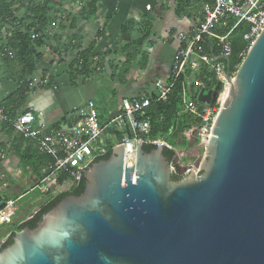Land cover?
I'll return each mask as SVG.
<instances>
[{
  "label": "water",
  "instance_id": "water-1",
  "mask_svg": "<svg viewBox=\"0 0 264 264\" xmlns=\"http://www.w3.org/2000/svg\"><path fill=\"white\" fill-rule=\"evenodd\" d=\"M221 58L230 87L200 174L175 182L165 143L146 153L138 141L133 164V145H115L87 170L81 196L15 232L0 264H264V30L235 75Z\"/></svg>",
  "mask_w": 264,
  "mask_h": 264
},
{
  "label": "crops",
  "instance_id": "crops-1",
  "mask_svg": "<svg viewBox=\"0 0 264 264\" xmlns=\"http://www.w3.org/2000/svg\"><path fill=\"white\" fill-rule=\"evenodd\" d=\"M89 1L92 0H54V10L50 12V23L46 26L48 44L40 50L41 58L36 60L31 77L37 81L36 86L25 106L16 113L17 119L18 114L32 110L36 117L34 129L40 134L48 135L58 129L70 128L80 120V109L90 101L95 103L99 121L106 123L122 112L126 102L153 95L157 97L161 85L171 77L176 55L185 46L178 39L179 34L193 36L203 21L204 6L214 0H93L95 7L85 8ZM25 13V9H19L17 16ZM75 17L77 21H73ZM205 45L211 51L214 48L221 52L219 43L209 38H204L197 45L185 74L189 86L202 69H212V63L222 57L207 55ZM91 47H94L95 72L72 75L69 65ZM19 70L17 64L6 67L0 57V106L17 90L18 78L13 74ZM99 103L102 105L100 112L97 108ZM3 123L7 121L0 119V145H3L0 149L1 207L8 201L16 203L22 200L28 189L39 190L37 186L47 177L51 186L50 193L41 192L43 199L33 203L36 204L33 213L20 217L19 230L21 224L47 204L49 198L58 197L63 192L58 190V177L47 174L50 167L31 155L32 151L26 150L25 146L16 143L15 147V135H9ZM181 124H177L171 134H155V142L165 143V149L174 151L177 158L180 155L179 158L190 156L197 160V150L201 145L196 146L199 139L196 133L183 130L191 138L189 153L176 147L182 145L184 138L177 136ZM115 132H107L108 141L116 143ZM17 135L20 136L16 132ZM23 156L30 157L28 165L22 161ZM182 159H178L181 166Z\"/></svg>",
  "mask_w": 264,
  "mask_h": 264
},
{
  "label": "built area",
  "instance_id": "built-area-1",
  "mask_svg": "<svg viewBox=\"0 0 264 264\" xmlns=\"http://www.w3.org/2000/svg\"><path fill=\"white\" fill-rule=\"evenodd\" d=\"M228 21H235L230 31L226 35L218 34L215 29L221 25L226 26ZM242 22H247L251 25L250 33L244 37V40L251 46L264 30V0H214L212 3L206 4L203 8V21L197 28L196 33L193 36L179 34L178 39L184 42L185 46L176 55L172 65L171 77L165 84L161 85L157 97L154 100L142 98L126 102L122 112L112 117L106 123L99 121L95 110V103L90 101L80 109V120L66 130L58 129L48 135L40 134L34 129L36 117L32 110H25L13 122L15 130L25 139L33 140L42 154L48 155L53 159L51 176L59 177L65 175L67 181H70L72 185H78L84 180L87 170L94 163L98 162L100 158L107 155L108 148L101 147L100 145L102 144L103 136L109 130L124 132L126 129H129L132 131V138L126 136L118 144L133 145L132 155L129 156L132 160L131 164H133L136 159L138 141L141 140L142 136L148 135L151 131V123L146 116V110L151 107L153 101L156 103L168 101L177 84L181 82L184 110L200 119V125L196 134L200 139H205L207 144L230 87L226 78V64L222 62L212 63V69L216 71L224 88L220 104L217 101L214 104L202 103L201 105L192 101L188 93L189 83L184 80L185 74L189 66L190 57L195 54L197 45L204 38L218 42L221 46V55L230 58L232 49L229 38ZM204 60L207 63H211L206 58ZM36 82L35 79L30 80V92L34 90ZM0 119L10 122L3 111H0ZM154 144L157 145V142H154ZM176 165L179 168L181 166L179 161L176 162ZM174 167L177 170V167ZM190 172L200 174V165L187 167L183 173ZM48 180L49 177L43 179L37 186L44 194L50 193L51 186L48 184ZM55 198H49L48 202L53 201ZM13 204V201H8L0 209V226L12 223L11 218L7 216L5 211L7 208H11ZM39 211L31 215L26 222L32 220ZM14 234V232H10L7 238L0 239V251Z\"/></svg>",
  "mask_w": 264,
  "mask_h": 264
},
{
  "label": "trees",
  "instance_id": "trees-1",
  "mask_svg": "<svg viewBox=\"0 0 264 264\" xmlns=\"http://www.w3.org/2000/svg\"><path fill=\"white\" fill-rule=\"evenodd\" d=\"M95 7V2L89 1L88 5ZM19 9H25V14L17 16ZM54 10V0H0V57L6 67L12 64H17L20 67L19 72L13 74V77L18 78L17 90L7 98L0 109L3 113L11 120H16V113L21 110L28 99L30 94V80L35 70L36 60L41 58L40 50H43L47 44L49 37L46 34V26L50 23V12ZM89 15V13H88ZM73 21H77L75 17ZM235 24V21H230L225 27L215 29L220 35H226ZM251 25L247 22H242L231 34L229 43L231 45L230 55V72L231 75L237 73L243 59L246 57L249 50V43L244 40V37L250 33ZM103 32L100 34L102 35ZM35 36V38H33ZM204 51L207 55L217 58L221 56V52H216L214 48L209 49L208 45ZM212 48V47H211ZM93 49L91 47L86 51L78 55V57L69 65L68 70L72 75L83 74L89 75L95 72L96 64L93 60ZM60 54H64L62 51H58ZM218 62L226 64L225 69L227 70V62L224 59H219ZM185 80V78H184ZM218 85H221V91L218 96V104L221 102V98L224 93V88L215 70L204 68L198 74L197 78L192 81L188 87L189 97L192 101L198 102V95L202 90L211 91L215 90ZM183 87L181 82L177 84L176 89L170 95L168 101L156 103L153 101L151 107L146 110V116L151 123V132L149 135H144L141 140L145 141L144 150L146 153H151L156 150L158 146L154 144L155 134H171L179 125L180 130H187L191 133H197V129L200 125V119L185 112L183 99H182ZM151 99H155L156 96H150ZM19 116L21 114H18ZM17 115V116H18ZM18 116V117H19ZM14 122V121H13ZM13 122L3 123L6 132L9 135H15L14 144L16 143L26 147V150L32 151L31 155L37 158L42 163L50 167L47 172L51 174L53 170V159L45 154H42L36 143L33 140L25 139L22 135L16 136V130ZM116 133V143H121L123 139L128 136L133 137L131 130L126 129L124 132ZM150 140V142L148 141ZM113 141H109L108 153L98 161L108 160L111 156L112 149L115 146ZM3 145H0V149ZM165 156L170 162L176 156V153L172 150L165 149ZM30 157H22L24 164L28 165ZM181 169L178 167L176 172L173 174V180L179 182L183 178ZM67 181V177L61 175L57 178V183L62 185ZM86 180L79 183L78 185H72L69 190L63 192L53 201L47 202L36 216L20 226L19 230L27 227L35 229L37 225L42 221L43 217L52 211L62 200L69 196H81L84 193ZM2 208V207H1ZM13 236L4 245V248L12 244Z\"/></svg>",
  "mask_w": 264,
  "mask_h": 264
},
{
  "label": "rangeland",
  "instance_id": "rangeland-1",
  "mask_svg": "<svg viewBox=\"0 0 264 264\" xmlns=\"http://www.w3.org/2000/svg\"><path fill=\"white\" fill-rule=\"evenodd\" d=\"M97 106H98L97 108H98V110L100 112L101 108H102L101 103H99ZM177 136H183L184 138H182V140H183L182 141V145L181 146H177L176 145V147L180 148V150L185 152V153H189L190 152V148L189 147H190V139L191 138L189 137L188 132L180 130V129H177ZM165 138H168V135H166ZM200 145H201L200 149L197 150L198 151V153H197L198 155L197 156L198 157L200 156V158H201V157H203L204 152H205V147H206L205 139H200V138L198 139V144H196V146H200ZM100 146L101 147H107V148L110 147L107 135L103 136L102 144ZM179 156H178L176 162H178V159H182L183 158V157L179 158ZM196 161H197L196 158H192L190 156H185L182 159V166L191 167V166H193V164ZM131 162H132V160H131ZM180 169H181L182 172H184L186 168H183V167L180 166ZM71 186H72V183L70 181H66L62 185L59 186L58 190H59V192L62 193L65 190L66 191L69 190V188ZM27 191H28V193H27L25 198H23L22 200H18L16 203H14L12 208H7L6 209L5 212H6L7 216L11 218L12 223L0 226V239L7 238L10 232H13V230H16V229L18 230V224L21 223L20 217L23 216L26 213H28V214L33 213L35 205H36V204H33V203L36 202L38 199H40V200L43 199V195L41 194L40 190H36V191L32 190L31 191L30 189H28ZM15 221H17V225H14Z\"/></svg>",
  "mask_w": 264,
  "mask_h": 264
},
{
  "label": "flooded vegetation",
  "instance_id": "flooded-vegetation-1",
  "mask_svg": "<svg viewBox=\"0 0 264 264\" xmlns=\"http://www.w3.org/2000/svg\"><path fill=\"white\" fill-rule=\"evenodd\" d=\"M176 161H177V155L175 156V158L173 159V161L171 163H172V165H174L178 168V166L176 165Z\"/></svg>",
  "mask_w": 264,
  "mask_h": 264
}]
</instances>
